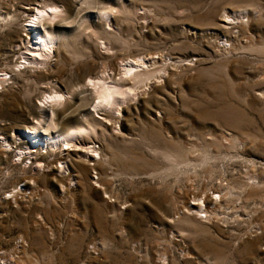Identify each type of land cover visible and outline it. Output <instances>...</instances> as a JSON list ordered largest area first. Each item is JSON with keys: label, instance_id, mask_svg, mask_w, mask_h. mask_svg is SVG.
Segmentation results:
<instances>
[{"label": "rangeland", "instance_id": "rangeland-1", "mask_svg": "<svg viewBox=\"0 0 264 264\" xmlns=\"http://www.w3.org/2000/svg\"><path fill=\"white\" fill-rule=\"evenodd\" d=\"M142 57L120 121L95 107ZM0 73V264H264V0H0Z\"/></svg>", "mask_w": 264, "mask_h": 264}, {"label": "bare ground", "instance_id": "bare-ground-1", "mask_svg": "<svg viewBox=\"0 0 264 264\" xmlns=\"http://www.w3.org/2000/svg\"><path fill=\"white\" fill-rule=\"evenodd\" d=\"M36 12L33 11L32 16L34 17L28 26L34 28L35 33L37 34V40L32 41L30 51L32 54H28L25 61L32 62L35 64H41L42 60H38V55H43V53H50L53 50V44L56 40V36L53 35L50 31H47V34L41 32L39 25L45 24V20L52 19L58 16L61 13L56 6L46 5L45 7H36ZM106 18H110V13L106 12ZM30 52V53H31ZM46 55H48L46 53ZM146 59L144 57L137 58L133 60H127L120 68L119 76L115 77L108 76L107 74L99 75L96 79L90 78L87 82L88 88H93L97 93V101L95 107L98 105H106L114 110L118 111L120 121L121 115V106L120 104L123 100L127 99L129 95L136 94V86L140 83L146 82L150 83L153 79V73L150 70H143L145 68ZM165 73V71H164ZM3 73H0V83ZM149 80V81H148ZM92 86V87H91ZM135 96V95H134ZM64 98V95L56 90H52L49 94H45V100L42 101L44 105H47L48 102H58ZM132 98V97H131ZM43 105V107H45ZM43 120V119H41ZM41 120H37L33 126L29 127L27 130H20V134L23 137H29L31 141V146L34 147L39 143H43L47 146H58V144H65L66 148L68 145H71V141L77 132L67 133V134H58L52 136L48 133H40ZM51 126V123H47V127ZM80 132V131H79ZM82 133V132H80ZM44 136V137H43ZM2 143L9 146V142L6 138H3ZM35 144V145H34ZM91 147V146H89ZM87 153L91 152L92 159L97 158V151L94 149L88 150L85 148ZM100 157V155H99ZM63 167V166H62ZM203 206V205H202ZM201 207V206H200Z\"/></svg>", "mask_w": 264, "mask_h": 264}]
</instances>
